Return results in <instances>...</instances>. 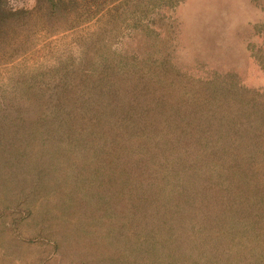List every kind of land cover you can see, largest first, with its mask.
<instances>
[{
    "label": "trees",
    "instance_id": "trees-1",
    "mask_svg": "<svg viewBox=\"0 0 264 264\" xmlns=\"http://www.w3.org/2000/svg\"><path fill=\"white\" fill-rule=\"evenodd\" d=\"M179 1L0 0V254L30 227L97 264H264V84L125 19ZM53 37L75 50L27 60Z\"/></svg>",
    "mask_w": 264,
    "mask_h": 264
},
{
    "label": "rangeland",
    "instance_id": "rangeland-1",
    "mask_svg": "<svg viewBox=\"0 0 264 264\" xmlns=\"http://www.w3.org/2000/svg\"><path fill=\"white\" fill-rule=\"evenodd\" d=\"M7 1L14 7H30L35 0ZM261 1L180 0L173 7H157L156 15L138 11L125 19L131 22L138 18L136 27H159L160 31H165V36L169 29L170 41L181 63L189 65L203 61L221 67L236 66L253 83L264 84V74L251 65L245 51L246 43L258 38V34L253 32L254 25L263 28L259 36L264 38V7L260 6ZM116 22L118 20L110 27ZM126 22H120L115 27H130ZM65 42L62 45V41L54 37L45 39L28 54L27 60L36 62L49 59L57 54L61 46L75 50L73 43ZM29 230L30 227L21 229L30 240L13 242L11 250L0 254V264H97L96 257L105 254L106 248L97 246L92 237L79 240L80 243L70 241L66 249H52L51 241L44 239L41 242L31 237ZM56 234L62 235L59 230Z\"/></svg>",
    "mask_w": 264,
    "mask_h": 264
}]
</instances>
